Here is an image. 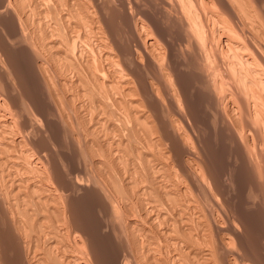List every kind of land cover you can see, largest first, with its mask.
Segmentation results:
<instances>
[{
    "label": "bare ground",
    "instance_id": "bare-ground-1",
    "mask_svg": "<svg viewBox=\"0 0 264 264\" xmlns=\"http://www.w3.org/2000/svg\"><path fill=\"white\" fill-rule=\"evenodd\" d=\"M1 1L2 3L0 4V7L2 8L0 10L5 9L6 12L10 9L9 11L11 13L12 8L9 7L12 0ZM24 1L26 0L18 1V3L20 2V7L17 8L18 10L15 7V9L17 10L15 11V13L17 12L19 16L21 15L18 12L21 10L20 8L24 10L23 4L21 7V2L24 3ZM97 1L98 0L91 1V3L93 2V4L88 2V0L61 1L63 5L68 6L64 9V11L62 10V12H59L57 6H54V8H57H52L53 10L50 9L51 7L49 8L50 4H52L53 2H49V6H47L46 4L47 7H43V5H41L42 7L34 6L32 7V10L33 8H40L38 10L40 11V14L42 16L39 19L40 24L44 23L45 26H47L46 28L50 29L49 36H51V39H42V35L46 28H43L44 30L42 34L40 32V37H42L41 42L42 40L44 42L46 40L48 41L45 43H47L48 48H51L49 49L50 54H52L51 52L53 51L54 56H52L56 57L54 59L64 61L66 60V62H70L72 65H76L79 57L85 59V66L88 70L85 71H87L88 73L82 70L85 72V76L82 78L83 81L82 79L80 80L82 82V85H80L83 86V92L85 93V96L88 95L91 97L92 108L94 107L96 109H94L93 113H97L96 118L91 117L89 119L90 121L92 118L97 119V124L105 130H101L98 125L97 126L99 128L97 127V129L106 131V133L108 131V133H110L107 134V136L111 135V138L107 141L108 137L106 136L107 139L106 137H102L103 135L101 133L100 140L103 141L106 139V145H98L100 143L98 142L96 143L98 145V148L95 149L96 144L95 146L91 147L92 143H94L93 141L91 145H89L90 150H88L87 146L86 147L87 150L90 151V154H93L92 156L94 157L92 158H94L95 160V152H98V154L103 157V159H101L102 157H98L101 160L98 159L96 168H101V166L104 165L113 166L116 164L114 162L115 160H118V164L119 162L122 163L123 161V168L127 167L125 169L126 177L128 175L127 183L123 182L126 186L124 184L122 185V182L120 184L118 183V181H122L123 176H119L120 179L118 180V178L116 179V176H118L117 174L113 177L115 178L114 182H112L113 180L111 181L113 186L111 187L116 192L118 191L116 190L117 188H121L120 194L124 192V198L129 194L132 195V193L133 195H137V203H131L130 205H128V211H130L129 214L133 216L126 217L127 219H124L125 221H122V225L119 224V217L116 213L117 206L112 201L114 200L113 196L111 195V198V196L109 195L110 199H112L110 200L109 197L105 194L107 192V187H105L106 192L104 193L105 195L103 196V198L105 199L108 207V214L106 216V220L108 221H106L107 224H104V226H102L105 227V225H108L111 230H107V232H109V234H107L109 237L108 243L103 244L99 240L98 236L94 234V229H91V222L89 223L91 226H88V221H86V219L78 212L80 208L79 203L76 202L77 200L74 199L73 195L71 194L72 192H70L74 189H69V187H66V185L69 184H65V179L63 177L61 178L60 176V174L64 173L66 168L65 166H63L64 171L62 173L60 172V168L62 167V164H64V162L57 165L55 162V166L50 164L52 163L51 160H54L55 157L57 158L58 156L57 148L56 150L53 149V151H51V159L49 158L50 156H41V147L44 145H42V143L44 142H40V144L39 142H37L39 141L38 137L37 141L33 139L34 137L32 138V134L35 132L34 130H36V127H32L33 123H36V125L34 126H37L38 124L43 130L45 129L47 122L53 123L51 128L54 127L55 131L51 130L53 131L52 138L50 137L52 135L48 134L47 132H45V135H48L49 138L44 137V133L43 135L40 133L44 137L40 138L41 136L39 134L40 139H48L45 142L46 144L50 142V138L51 140H54L53 138H55V140L59 138V141L56 140L59 142L57 144H63L66 138L64 139V137L61 136L62 133L64 131H68L72 127H68L69 129H67V122L64 121L63 116L61 115L62 107L60 108L59 104L57 105L60 96L56 95L52 90L54 88H52L54 84L50 83L52 86L50 85L51 87H48V82L50 81L51 77H49L48 73H45L46 67H44L43 61L41 60L42 57H40V52H43L42 50H45L42 49V46H44L45 44L43 42L44 45H42V43L40 42L42 45L40 47V45L36 43L38 42L37 38L34 43V37H32V35L29 33L30 31H33L29 30L32 28V26V29L35 28L34 25L28 28V20L26 19L29 18L33 12L29 13L28 8H25V5L27 4H24L25 11H27V14L29 13L30 16L28 15L29 17L25 19V15L24 17H22V15L20 17L16 16L12 19V22L9 21L11 24L7 25L5 24L6 21L4 22V19L7 20L10 18H7V16L6 18L4 17L7 12L4 14L2 11H0V13L2 12L0 16V93L2 94L3 92L2 96H5L4 98H1L0 94V264H109V262L107 263L106 259L108 256H111V254H114L115 256V258H113L112 256L113 259L117 258L116 264H220L222 260H229L228 263L222 261L223 264H246L251 258L253 259L255 257L256 259L257 255L261 256L260 254H256V251L247 250L246 246L240 241V233L242 231L239 230L240 228L235 227L238 224L235 221L234 222L236 223V225L229 224L227 225L228 227H225L224 225L221 226L220 223L222 222H220L219 224L217 223L216 225H214V227L212 224L208 223L209 220L207 221L206 225L203 223V218L206 220V215L208 213H206V206L204 203L208 199V203L212 201V199L216 196L215 192H229L231 182H228V178L231 179L232 182H235L231 171L234 170L235 172L234 167L235 165L237 166V164L236 162L234 163L235 165L232 164L233 168L230 169L231 171L229 172L225 171V169H221L222 167H214V164L210 160L212 158H209L202 144L197 142L198 140H195V138L190 135V125L192 123V126L194 124H197L199 122V119L196 117V115L194 114L195 111L191 107V100H188V95L191 93V91L189 93L185 91L186 89L188 91L190 89V87L188 86V88H186V82L188 79L185 80L187 78L186 77L185 79H183L185 80V82H182V77L180 78V76L181 74H185L182 73V70L186 67L191 70L188 71L186 69L188 72H192V74H195L197 85L196 89L195 87L194 89L197 92L199 90L202 91V89H205V93H202V95L205 99L208 97L210 100V110H208L210 115L207 114V110L205 111L206 113L204 112L206 115H209L207 120L212 123L213 121H219V123L221 122V125H219L220 128L222 130L225 129L227 135L229 136V139L231 140V143H233L236 147L235 153L233 151L236 160H240L241 162H243V164L246 165L247 163L249 165V162H254L256 165L253 168L258 166L259 169H263L264 35H261L263 38L259 35L263 30L259 32V29L258 31L253 29L254 31H256V34L257 32H259L258 36L259 38H262H260L262 40V45L260 43L259 44L260 47L262 46L263 48L261 47L262 49H259L257 46V48L254 46V43L253 45L251 44L252 40L250 39L254 36L248 39L250 40L248 42L251 45L246 43L247 41L245 37H241L244 35H241V31L243 29L241 27V29L238 27L239 23L232 24L233 26L229 25L230 28L226 29V26L223 27L221 26L222 24L219 25L218 21H221V19H219L218 15L215 14V12L214 14L210 15V17L208 16L209 18L212 17L211 19L214 21V24L218 22V26H215L212 23L216 28L215 30L211 31L212 29H209L210 27L205 24L197 7L198 4L196 5V1H194L193 3L191 2L192 0H174L178 3L180 2L181 5L183 4V8L186 9L185 12L187 13L188 17L186 22H180V25H176L177 27L174 29L175 33L177 35L181 33L179 37L182 36V39L185 37L183 39V43L188 42L189 36L195 38V40L192 39V43H194L195 48L193 47L194 50L191 52V55H188L187 52L189 53V51H186L183 58H179V56H176L177 54L174 53L176 49L173 48V39L177 36L175 35V37L173 36L172 38L173 32L170 33V30L167 31V28L161 25V21L155 18V20H150L151 23L153 21L156 23L155 27H153V24H151L153 30L151 28L149 30V28L145 27L147 25L149 27V24L144 25L146 24L147 20L144 24L140 23V25L138 23H136L135 25L133 21L134 24L133 26H129L130 29L123 28V32L126 31V34L129 33V35H131L132 37V44L130 43L131 46L128 48L127 45L129 46V44L124 45L120 40L121 38H116V27H114L115 24H111L112 21L111 23L109 22V19H107V15L106 17L103 16V5L102 7H100L99 5H101L102 3ZM110 1L113 2L115 0ZM160 1L159 2L161 4L166 5V9L167 5H172V0ZM226 1H228L227 3H231L232 0H230V2L229 0ZM226 1L223 2L222 0L221 2L224 9L228 7ZM56 2L57 1H55L54 5H56ZM105 2H108V0H106ZM117 2L119 3V5L121 3V10L123 9L122 11L126 12V10L129 8L127 7V0H117ZM139 2L140 1L138 0L137 3ZM216 2L219 3V1ZM251 2L249 0L248 5L252 4ZM16 3L17 2L11 4V6H16ZM45 3L48 2L44 0V4ZM98 3L100 4L98 5ZM114 3L117 4L116 2ZM137 3L134 4L136 8ZM148 3L149 2L147 1V4ZM154 3L155 2H153V4ZM203 3L204 2H202V4ZM88 4H90L89 8L86 7ZM103 4L104 6L106 5L104 2ZM143 4L144 3H141V7H144ZM193 4L196 7H193ZM207 4L209 5L210 3L208 2ZM32 5L34 4H31V6ZM81 5L86 6L84 8L81 7ZM251 6L252 5H250L249 7ZM248 9L246 11H248ZM35 11L37 10H34V12ZM122 11L120 12L122 13ZM129 12L130 10L128 11V13ZM176 13L178 14V11H176ZM224 13L225 11H223V14ZM253 13L255 14V12ZM259 13L260 12H258V14H255V16L257 15L258 17L257 20H259V16H261L260 19L262 18V15H259ZM22 14H24V11ZM245 14L248 15L250 14V12L244 13L246 20L247 15ZM133 15L135 14L133 13ZM255 16L251 17L257 18ZM35 17L38 18L36 15ZM35 17H32L33 20L36 19ZM125 19H129V17L123 18V21ZM167 19L169 18L167 17ZM30 20L32 19L30 18L29 21ZM41 20H44V22H41ZM119 20H121V18H119ZM248 20L249 17L246 20V23H248ZM252 20H254L251 21L252 23L249 20V22L252 24V28L258 27L259 25L257 26L255 23V21L257 22V20ZM35 21L33 23H35ZM260 21L262 24L264 23L262 22V20ZM67 26L70 28L71 33H69L71 35L68 33V29L66 30ZM117 26L122 28V26H119V24ZM246 26L248 27V25ZM39 27L41 28V26ZM73 32L76 33L73 34ZM248 32L250 33V30ZM32 33H34V31ZM90 33L92 34V37L97 38V40L95 41L97 45H94L96 47L95 49L92 44V39H89L90 41H86L88 40V38L85 40L86 37L90 38ZM117 33L120 34V32ZM182 33H186L184 34L185 36L182 35ZM221 33L226 36V41H228L229 43H225L229 44L230 46L229 48H227V50L229 49V51H227L226 54L222 51L219 52V49L217 50V48L220 46L217 47L218 41H214L216 39V35H220ZM253 34L255 35V32ZM253 34L251 33V35ZM3 35H5V37L7 35V38H3ZM248 36L249 35H247V37ZM258 36L255 37L258 38ZM47 37L48 35L46 36V38ZM255 37L253 38L254 41L256 39ZM210 38L214 41L212 45L209 44ZM15 42H18L17 44L21 45L22 48L24 47L23 50L22 48L21 50L19 49V51H23V57H25V54L31 57L28 65H30L31 68H33V71L35 70L34 72L39 76V79L37 80L41 81L42 84H39L42 89V94H40L41 97L36 96V93L34 94V92L32 93L30 91L31 89L26 86L27 83L24 84V82L26 81L25 66L20 64V68L15 63V61L13 62V59L20 54L18 50L15 49V47H12V45L16 46L14 45L16 44ZM36 44L39 45L40 48H38ZM77 45H79V47H82H80L79 49ZM47 46L45 45L44 48H46ZM190 48L191 47H189L188 50ZM179 54L181 56V53ZM70 63H67V65H71ZM14 64H16V66L19 67L20 70ZM221 67L226 71V73L223 72L226 76H223L224 78L221 77L223 73L221 75L220 72V79L216 80L214 75H216V71L219 68L221 69ZM220 69L218 71H222ZM66 81L67 80L61 79L59 83L64 85ZM192 81V84L195 85L194 79ZM179 86L182 87L180 88V90L182 89V91L179 90ZM219 92H223L222 95H219ZM25 99H27V101ZM92 108L90 106V109ZM89 112L92 111L89 110ZM186 117L188 120L185 119ZM189 120L192 121L191 124ZM212 123H210V125ZM197 127H199V124H197ZM72 129V131L74 132V128ZM96 131L97 130H95L94 133ZM37 132L39 133V130ZM54 134H56L57 138ZM74 136L72 134L73 140H71L73 141V143H70L75 146V143L77 145L78 141H75ZM97 138L98 137H96V139ZM102 138L104 139L102 140ZM91 139L94 140L95 137ZM87 140L88 139H86V141ZM84 141L85 140H83V142ZM87 142H84V144ZM81 144L84 145L83 143ZM114 144L116 145L115 149ZM67 145L65 143L66 147H68ZM45 146L48 147V145ZM71 146L69 145V147ZM54 147H56V142ZM78 147L80 146H76V148ZM65 150L66 149H64L63 151L65 152ZM75 151L74 153H76ZM48 152H46V154ZM90 154H88V156ZM99 155H96V157ZM70 156H73L72 160L74 161L75 155ZM83 156L81 158L82 160ZM88 158V160L91 159L90 156ZM84 159L85 160L83 161H87L86 158ZM83 161H81L82 164L85 163ZM66 163L67 162H65V164ZM77 163L75 164L77 165ZM121 163L120 165H122ZM72 164L74 163H71L69 167V164H67V167L70 169ZM86 165L88 166V164ZM86 165L84 164V166L87 168ZM114 167L110 168L115 169ZM77 168L78 167L76 166L74 170H77ZM96 168H93V170ZM104 168L105 167H103V170ZM253 168H251L252 172ZM111 170L110 172H112ZM117 170H114L113 172L116 171L117 173ZM244 170H246V167ZM100 172L102 173V169ZM65 173H67V171ZM88 173L89 171L87 172V174ZM101 173H99L98 175L104 174ZM261 173L264 175V171L261 170L260 174ZM120 174L121 172L119 173V175ZM109 175L110 173L107 176L104 175V181L106 179V181L109 180ZM256 175L258 174L256 173ZM64 176L67 179L68 175L67 177L66 175ZM70 177H68L67 180H69ZM110 178L112 177L110 176ZM98 179H100V177ZM81 180L77 179V182L74 180V182L77 183V188V185L81 186ZM83 180H85V178H83ZM83 180L82 182H84ZM253 180L255 189L253 186L252 187L255 191L254 193L256 194L257 190L259 191L260 188L261 190L264 189V180L261 182L259 179L258 181V179L255 177V174L253 176ZM115 181L118 184V187ZM111 182L109 181V183ZM97 183L99 182L97 181ZM104 183L106 184V182ZM94 184L86 185L85 188H87V193H94ZM101 185L103 186V181ZM115 185L116 188H114ZM121 185L123 187H126V192L125 190L122 192L124 188H122ZM75 191H73L74 194H76ZM101 191L99 192L101 193ZM262 191H260V193ZM86 192L84 193L86 194ZM260 193L258 194L257 192L258 195H260ZM122 196L123 195H121V197ZM262 197L263 196L261 193V199H264V197ZM202 198H206V201L204 203L201 201ZM213 201L211 202V205ZM106 203L104 204L105 206ZM262 203H264V200L262 201ZM262 212L264 214V210H262ZM134 216L136 218H134ZM262 216L264 218V215ZM195 217L197 218V220H195ZM231 220L232 219H230V221ZM123 222H125V224H123ZM225 222L227 223V220ZM117 223L120 226L116 227ZM203 224L205 225V227ZM208 224L211 225H209V227L211 228H208V230L211 229L213 231L212 228H214L216 235L214 233V235H212L211 237L206 235L208 230L205 228H207ZM123 225L124 227H122ZM86 226L87 229L88 227L89 229L84 231V227ZM241 226H243V224ZM112 230L116 231L115 235H111L113 233L111 232ZM205 230H207V232H205ZM238 231H240V233ZM96 236L98 239L96 238ZM105 237L107 236H104V238ZM222 253H224L227 257L229 256V259L225 258L221 260ZM263 255L264 254H262V256ZM258 261H261V258Z\"/></svg>",
    "mask_w": 264,
    "mask_h": 264
},
{
    "label": "rangeland",
    "instance_id": "rangeland-1",
    "mask_svg": "<svg viewBox=\"0 0 264 264\" xmlns=\"http://www.w3.org/2000/svg\"><path fill=\"white\" fill-rule=\"evenodd\" d=\"M18 1L19 0H12L11 2H10V7L9 8H12V10H13V8H14V10H13V12H12V10H11V13H10V9L9 10H7L6 12H5V9L3 10H0V11H2L5 15H4V17L6 18V16H7V18H10V19H7L8 20V22H7V20L6 19H4V22L6 21V23L5 24H7V25H10L11 23L10 22H12V19L14 18V17H16V16H18V17H20L21 15H22V17H24V15H25V17H24V19L25 18H27V17H29L30 16V12L32 13L31 14V16L29 17V18H27L26 20H28V22H27V24L29 25V27L28 28H30L32 25H34V28L35 29H32L33 28V26H32V28L31 29H29V30H33L34 31V33H32L33 31H30L29 33L32 35V37H34V43H35V41L37 40L38 42H36L37 44H39L40 45V47L42 46V45H46L47 46V43H45V42H48L47 40L44 42L43 40H42V42H41V38L42 37H40V32H41V34L43 33V30L47 27V26H45V24L43 23H41L40 24V17H42L41 16V14H40V11H38L39 9L38 8H33V10H32V7H40L41 5H43V7H47V6H49L48 4H50L49 2H53V1H48V0H46L48 3H45L44 4V0H26V1H28V2H26V1H24V3H22L21 2V7H22V4H23V9L24 10H22V8H20L19 10L20 11H18L21 15L19 16V14L16 12L15 13V11H17L18 9L17 8H19L20 7V2L18 3ZM40 1V2H39ZM42 1H43V3H42ZM55 1H57L56 2V5H54L55 4ZM52 4H50V6H49V8L50 9H55V8H57L58 10H59V12H62V10L64 11V9L66 8V7H68V6H65V5H63L62 4V2L63 1H66V0H55ZM58 1H59V3H58ZM71 1H73V0H71ZM91 1H93V0H88V2H90L91 3ZM106 1V0H105ZM105 1H101V0H98L97 2H100V3H102L101 5H99L100 3H98V5L100 6V7H102V5H103V11H102V14H103V16H105L106 17V15H107V19H109V22L111 23V21H112V23L111 24H115L114 25V27H116L115 29V34H116V38L117 39H119V38H121L120 40L122 41V43L124 44V45H127V44H129V46L127 45V47L129 48L130 46H131V35H129V33H127L126 34V31H124L123 32V28L124 29H128L129 28V26H133V24L135 23V25H136V23H138L139 25H140V23H145V21H146V24H144V25H147V24H149V27H148V25L147 26H145V27H147V28H149V30H150V28L153 30V27H155L156 26V23L153 21L152 23L150 22V20L152 21V19H157V20H159V21H161L160 23H161V25L162 26H164V27H166L167 28V31H169L170 30V33L171 32H173V34H172V38H173V36L175 37V35L177 36V37H175V38H177V39H173L174 40V43H173V48L174 49H176L175 51H174V49H173V51H174V53L175 54H177L176 56H179V58H183V56H184V53L186 52V51H189V53L187 52V54L188 55H191V52L194 50V43H192L193 42V40L192 39H194L195 40V38L194 37H188V42L186 43H183V39L185 38L184 36V34H186V33H182V35H184L183 37V39H182V36L181 37H179V35L181 34V33H179V35H177L176 33H175V28L177 27L176 25H180V22H186V20L188 19V17H187V13L185 12L186 11V9L185 8H183L184 6H183V4L181 5L180 4V2L178 3V2H176V1H174V0H172V5H170V6H168L167 5V9H166V5H164V4H161L158 0H139L140 2L139 3H137V1L136 0H127V2H128V4H127V7H129L127 10H126V12L124 11H122L121 10V8H122V5H121V3H120V5H119V1L117 2V0H115V1H110V0H108V2H105ZM110 1V2H109ZM133 1V2H132ZM135 1H136V3H137V8L135 7V5L134 4H136L135 3ZM147 1L149 2L148 4H147ZM156 1H158V2H156ZM194 1H196V5L198 4V9H199V12H200V14H201V16H202V18H203V20H204V22H205V24H207V26L208 27H210L209 29H212L211 31H213V30H215V26H218V22H219V25H221V26H223V27H225L226 29L227 28H230V26L229 25H232V24H237V23H239L237 26L240 28H242L243 30L241 31V35H244V36H241V37H245V39H246V43H248V44H250L248 41H250V40H252L251 41V44L253 45V43H254V46L256 47H258L259 49H262L261 47H260V44L262 43V36L264 35V33H262V32H264V23L262 24L261 23V21L260 20H262V22H264V16H263V14H264V0H257L258 1V3H257V1L256 0H250V2L252 3V4H249L248 5V1L247 0H232L231 1V3H227L228 1H226V3L228 4V7H226L225 9H224V7L222 6L223 4L221 3L222 2V0H216V1H219V3H221V4H219L218 2H216L215 0H192L191 2H193L194 3ZM200 1V2H199ZM212 1H213V3H212ZM224 0H223V2H225ZM244 1V2H243ZM254 1H256V2H254ZM15 2H17L16 3V6L15 5H13V6H11V4H14ZM26 2V3H25ZM32 2V3H31ZM37 2H39V3H37ZM103 2L106 4L105 6H104V4H103ZM114 2H116L117 4H118V6H117V4H115ZM153 2H155L154 4H155V6H154V4H153ZM174 2H176V3H174ZM198 2V3H197ZM202 2H204L203 4H202ZM209 2L210 4L208 5L207 3ZM214 2H215V5H214ZM229 2H230V0H229ZM2 3V1L0 0V4ZM30 3V4H29ZM61 3V4H60ZM94 3H95V1H94ZM114 3V4H113ZM141 3H144L143 4V6L144 7H141L142 5H141ZM173 3H174V5H173ZM181 3H182V1H181ZM202 5H201V4ZM234 3V4H233ZM243 3H244V6H243ZM254 3V4H253ZM255 3H256V6H255ZM24 4H27V5H25V8H28V14H27V11H25V8H24ZM31 4H34V5H32L31 6ZM46 4H47V6H46ZM58 4H59V6H58ZM91 4H93V2L91 3ZM108 4V5H107ZM113 4V5H112ZM134 5V6H132V5ZM139 4V5H138ZM147 6H146V5ZM178 4V5H177ZM199 4H200V6H199ZM219 4V5H221V6H219L218 5V7H217V5ZM18 5V6H17ZM38 5V6H37ZM61 5V6H60ZM111 7H110V6ZM150 5V6H149ZM180 5V6H179ZM194 5V4H193ZM230 5H231V7H230ZM250 5H252L251 7H249ZM253 5H254V7H253ZM260 5V6H259ZM1 6V5H0ZM53 6V7H52ZM54 6H57V7H55L54 8ZM86 6V5H85ZM85 6L84 5H81V7H84L85 8ZM89 6H90V4H88L86 7H88L89 8ZM115 6V7H114ZM117 6V7H116ZM130 6H132V7H130ZM140 6V7H139ZM146 6V7H145ZM192 6V5H191ZM201 6H203V7H201ZM206 6H208V7H205ZM213 6V7H212ZM214 6H216V7H214ZM234 6V7H233ZM15 7H16V9H15ZM30 7V8H29ZM42 7V6H41ZM139 7V8H138ZM160 7V8H159ZM171 7V8H170ZM175 7V8H174ZM193 7H196L195 5L193 6ZM200 7H201V9H200ZM210 7V8H209ZM221 7V8H220ZM239 7V8H238ZM242 7H243V9H245V8H249L248 9V11H246L247 9H245V10H243L242 9ZM245 7V8H244ZM2 7H0V9H1ZM111 8V9H110ZM180 8V9H179ZM182 8V9H181ZM224 10H223V9ZM229 8V9H228ZM241 8V9H240ZM251 8V9H250ZM32 11H31V10ZM52 9V10H53ZM148 9V10H147ZM159 9V10H158ZM171 9V10H170ZM176 9V10H175ZM212 10V12H211V10ZM234 9V10H233ZM254 9V10H253ZM256 9V10H255ZM262 9V10H261ZM34 10H37V11H35L34 12ZM115 10V11H114ZM117 10V11H116ZM130 10V12L129 13H131V14H129L128 13V11ZM137 10H139L140 11V13H142V14H140L139 13V11H137ZM146 10H147V12H146ZM167 10V11H166ZM170 10V11H169ZM181 10V11H180ZM203 10V11H202ZM243 10V11H242ZM250 10H252V11H250ZM22 11V12H21ZM23 11H24V14H22L23 13ZM120 11H122V13L120 12ZM142 11V12H141ZM162 11V12H161ZM176 11H178V14L176 13ZM180 11V12H179ZM206 11V12H205ZM209 11V12H208ZM223 11H225V13L223 14ZM250 12V14H245V15H247L246 16V18L248 19V17H249V20H250V22L251 21H254V20H252V19H255V20H257L258 19V17H257V15L255 16V14H258V12H260L259 13V15H262V18L260 19V17L261 16H259V20H257V22L255 21V23H256V25L258 26V27H256V28H252V22L250 23L249 22V20H248V23H246L247 21V19L245 20V16H244V13H246V12ZM1 12V13H2ZM36 12H38V13H36ZM109 12V13H108ZM122 14H120V13ZM160 12V13H159ZM175 12V13H174ZM204 14H203V13ZM207 12H208V14H207ZM216 12V13H215ZM228 12V13H227ZM253 12H255V14L253 13ZM262 12V13H261ZM1 13H0V16H1ZM9 13V14H8ZM14 13V14H13ZM34 13H36V14H34ZM127 13V14H126ZM133 13L135 14V15H133ZM137 13H139V14H137ZM183 13V14H182ZM217 14L218 15V17H219V19H221V21L223 22H221V21H218L216 24H214V21L211 19V18H209L210 17V15H212V14ZM240 13V14H239ZM252 13V14H251ZM11 14V15H10ZM17 14V15H16ZM113 14V15H112ZM120 14V15H119ZM137 14V15H136ZM145 14V15H144ZM158 14H160V15H158ZM161 14H163V15H161ZM167 14V15H166ZM171 14V15H170ZM185 14V15H184ZM254 14V15H253ZM15 15V16H14ZM29 15V16H28ZM35 17V15L38 17V18H36V19H34L33 20V16ZM38 15H40V16H38ZM126 15V16H125ZM165 15V16H164ZM169 15V16H168ZM181 15V16H180ZM183 15V16H182ZM225 15H228V16H225ZM236 15V16H235ZM250 15V16H249ZM53 16V15H52ZM122 16H123V18H128L129 17V19H125L124 21H123V18H122ZM132 16V17H131ZM135 16V17H134ZM151 16H152V18H151ZM155 16V17H154ZM163 16V17H162ZM175 16V17H174ZM204 16V17H203ZM209 16V17H208ZM221 16V17H220ZM230 16H232V17H230ZM235 16V17H234ZM239 16V17H238ZM244 16V17H243ZM251 16H255V17H257V18H253V17H251ZM12 17V18H11ZM111 17V18H110ZM112 17H113V19H112ZM158 17H161V18H158ZM167 17L169 18V19H167ZM173 17V18H172ZM179 17V18H178ZM182 17V18H181ZM184 17H185V19H184ZM230 17V18H229ZM237 17V18H236ZM250 17H251V19H250ZM32 19V20H30L29 21V19ZM117 18H118V20H117ZM119 18H121V20H122V23H121V20H119ZM147 18V19H146ZM176 20H175V19ZM235 18V19H234ZM42 19V18H41ZM131 19V20H130ZM154 19V20H155ZM161 19V20H160ZM167 19V20H166ZM171 19V20H170ZM172 19H174V20H172ZM227 19V20H226ZM36 20V21H35ZM39 20V21H38ZM116 22H115V21ZM128 20V21H127ZM129 20H130V23H129ZM164 22H163V21ZM169 20V21H168ZM229 20V21H228ZM237 20H239V21H237ZM10 21V22H9ZM35 21V23H33ZM44 22V20H41V22ZM119 21H120V23H119ZM127 21V22H126ZM132 21V22H131ZM133 21H134V23H133ZM136 21V22H135ZM167 21V22H166ZM171 21H172V23H171ZM173 21H174V24H173ZM177 21V22H176ZM208 21H209V23H208ZM37 22V23H36ZM39 22V23H38ZM115 22V23H114ZM118 22V23H117ZM123 22H126V23H123ZM232 22H234V23H232ZM31 23V24H30ZM33 23V24H32ZM154 23H155V25H154ZM159 23V24H160ZM163 23V24H162ZM164 23H166V24H164ZM215 25H213V24ZM241 23V24H240ZM243 23V24H242ZM36 24V25H35ZM38 24H40V25H38ZM119 24V26H122V28L121 27H118L117 25ZM121 24V25H120ZM124 26H123V25ZM130 24V25H129ZM132 24V25H131ZM137 24V25H138ZM151 24H153V27H152V25ZM262 24V25H261ZM27 25V26H28ZM37 25H38V27H37ZM125 25H126V27H125ZM166 25V26H165ZM228 25V26H227ZM246 25H248V27L246 26ZM249 25H250V27H249ZM261 25V26H260ZM39 26H41V28L39 27ZM44 26V27H43ZM151 26V27H150ZM168 26V27H167ZM175 26V27H174ZM233 26V25H232ZM231 26V27H232ZM10 27V26H9ZM118 27V28H117ZM213 27V28H212ZM247 27V28H246ZM44 28V29H43ZM240 28V29H241ZM47 29V28H46ZM45 29V30H46ZM68 29V33L70 32V28L67 26L66 27V30ZM119 29V30H118ZM121 29H122V33H121ZM130 29V28H129ZM248 29V30H247ZM256 30V31H258V29L260 30L259 32H261L262 30V32L259 34L261 37V39L259 38V36H258V33L259 32H257V34H256V31H254V30ZM45 30H44V33H43V38L42 39H51L50 37L51 36H49L50 35V29L48 28L47 30H46V32H45ZM177 30V29H176ZM247 30V31H246ZM250 30V33L248 32ZM252 30V31H251ZM39 31V32H38ZM48 31V32H47ZM255 32V35L253 34L254 32ZM117 32H120V34L119 33H117ZM244 32V33H243ZM39 33V34H38ZM49 33V34H48ZM71 33V32H70ZM69 33V34H70ZM74 33H76V32H73V34ZM126 35H125V34ZM248 33V34H247ZM251 33L253 34V35H251ZM48 35V37L46 38V36ZM119 34V35H118ZM121 34H123V35H121ZM34 35V36H33ZM37 37H36V36ZM45 35V36H44ZM71 35V34H70ZM121 35V36H120ZM222 37H221V36ZM220 35H216V39L214 40V41H218L217 42V47L218 46H220V47H218L217 48V50L220 52V51H222V52H224L225 54L227 53V51H229V49L227 50V48H229L230 46H229V44H226L228 41H226V36L224 35V34H220ZM247 35H249L248 37H247ZM252 36H258V38L257 37H255L256 39H255V41H254V37H252ZM92 34L90 33V38L89 37H86L85 38V40L88 38V40H86V41H90L89 39H92V44H93V46L94 45H97L96 43H95V41L97 40V38L96 37H92ZM119 37V38H118ZM125 37V38H124ZM220 37V38H219ZM252 37V38H251ZM3 38H7V35H6V37H5V35H3ZM37 38V39H36ZM130 38V39H129ZM180 38V39H179ZM251 38V39H250ZM248 39H250V40H248ZM259 42H258V41ZM130 41V42H129ZM182 41V42H181ZM211 38H210V42H209V44L210 45H212V43L214 42ZM263 41H264V38H263ZM42 43V45H41V43ZM43 42H44V44H43ZM195 42V41H194ZM216 42H215V44H216ZM226 42V43H225ZM16 44H14V45H16V46H13L12 45V47L14 48L15 47V49H17L18 50V52L21 54H19V56H17L16 58H14L13 59V62L15 61V63L21 68V65L20 64H22V65H24L25 66V70H26V73H25V75H26V81L24 82V84H26L27 83V87L29 88V89H31L30 91L33 93L34 92V94L36 95V96H39V97H41L40 96V94H42V92H41V86L40 85H42L41 84V81H39V80H37V79H39L38 77V74H36L34 71H33V68H31V66L30 65H28L29 64V61L31 60L30 58L31 57H29L28 55H24L25 57H23V51H19V49L21 50V48H22V46L21 45H19V44H17L18 42H15ZM131 43V44H130ZM196 43V42H195ZM229 43V42H228ZM260 43V44H259ZM36 44V46L38 47V48H40L39 47V45H37ZM81 44V43H80ZM84 44V43H83ZM182 46H181V45ZM188 44V45H187ZM214 44V45H215ZM250 44V45H251ZM45 45L44 46H42V49H45V50H42L43 52H40L41 53V55H40V57H42L41 58V60L43 61V64H44V67H46L45 68V73L47 74L48 73V75H49V77H51V79H50V81L48 82L49 83V85H48V87L51 85L50 83H52V84H54L53 86H52V90H53V92L56 94V95H59L60 96V98H59V101H58V103H57V105L59 104V106H60V108H61V112H62V116H63V119H64V121H66L67 122V124H66V126H67V129H69L70 127H72V128H74V132L76 131L77 132V134H76V132L74 133L72 130V128H70L69 130L71 131H64L63 133H62V137H64V139L66 140H64V142H63V144L62 143H60V144H57V143H59L58 141L60 140L59 138L58 139H56V140H58V141H56L55 140V138H53L54 140H51V138L53 137V135H52V133H53V131H55V129H54V127L53 128H51L52 127V125H53V123H49V122H47L46 123V127H45V129H46V131H45V129L43 130V129H41L40 128V126L37 124V126H34V125H36V123H33V128H35L36 130H34L35 132L32 134V138L35 140V141H37L38 139H39V141H37V142H44V143H42V147H43V150H42V147H41V156H44V155H46V156H50V153H51V151H53V149H55L56 150V148H57V158L55 157V159L54 160H51V162L52 163H54V164H52V163H50L51 165H54L55 166V162H56V165L57 164H61V163H63L64 162V164H65V162H67L65 165L64 164H62V169L60 168V172L62 173L63 171H64V167L63 166H65L66 168H65V171H64V173L63 174H60V176H61V178L63 177L64 179V181H65V184H71L70 186L69 185H66V187H69V189L70 188H73V189H71V190H73V191H75V193L77 194H74L73 193V191H70V192H72L71 194L73 195V197H74V199L75 200H77L76 202H78L79 203V213H80V215H82L85 219H86V221H88V224L91 222V224H92V226L89 224L88 226H91V229H94V234H96L97 236H98V238H99V240L103 243V244H105V243H108V241H109V237H108V235L107 234H109V232H107V230H111L110 229V227H108V225L106 226L105 225V227H103L104 226V224H107L106 223V221H108V220H106V216H107V203H106V201H105V199L103 198V196L106 194L108 197H109V195L111 196H113V199L114 200H112V199H110V197H109V199L110 200H112L113 202H114V204H116V206H117V211H116V213H117V215H118V217H119V221H120V225H122V221H125L127 218L126 217H128V216H130V217H132L133 215H131V214H129V212L130 211H128V205H130L131 203H137V195H133V193H132V195H130V197H132V198H130L129 197V195H127V193H126V195L129 197H125L124 198V190L126 189V185L124 184V183H127V179H128V175H127V177H126V171H125V169L127 168V167H125V168H123L124 167V164H123V161H122V163L121 162H119V164L117 163L118 162V160H115L114 162L116 163L115 165H104V166H101V168H100V171H101V169H102V173L99 171V168H96L97 166V161H98V157H102L101 155H99L98 154V152L96 153L95 152V158H96V160L94 159V158H92V157H94V156H92L93 154H90V151H88V150H90V147H89V145H91V143L94 141V143H92V145H91V147L92 146H95V144L96 143H98V142H100L98 145H103V144H105L106 145V142L111 138L110 136L111 135H109V136H107V134H109L108 133V131H107V133H106V131H101V130H105V129H103L102 127H100L98 124H97V119H95L96 118V115H97V113L95 112V113H93L94 112V107L92 108V104H91V97L90 96H88V95H86L85 96V93L83 92V86H81L82 85V82L80 81L84 76H85V72L86 73H88L87 71V67L85 66V59H83V58H81V57H79L78 58V61L76 62V65H72L70 62H66V60L64 61V60H56V59H54V58H56V57H53L54 55H53V51L51 52L52 54H50V50L49 49H51L50 47L48 48V46L46 47V48H44L45 47ZM178 47H177V46ZM181 47H180V46ZM259 45V46H258ZM262 45V44H261ZM263 45H264V42H263ZM92 46V47H93ZM175 46V47H174ZM223 46V47H222ZM77 47L80 49V47H82V46H80L79 47V45H77ZM91 47V48H92ZM189 47H191L189 50H188V48ZM194 47V48H193ZM256 47V48H257ZM48 48V49H47ZM96 47L94 46V49H95ZM24 49V47L22 48V50ZM187 49V50H186ZM223 49V50H222ZM49 50V51H48ZM78 50V49H77ZM178 50V51H177ZM191 50V51H190ZM40 51H41V49H40ZM44 51H45V53H44ZM46 51H48V52H46ZM179 53H181V56H180V54ZM183 54V55H182ZM43 55V56H42ZM53 55V56H52ZM52 57V58H51ZM17 61H16V60ZM53 59V60H52ZM26 60V61H25ZM21 61V62H20ZM24 61V62H23ZM45 61V62H44ZM50 61V62H49ZM52 61V62H51ZM61 61H63V62H61ZM60 62H61V64H60ZM80 62H82V63H80ZM58 63V64H57ZM66 63V64H65ZM67 63H70L71 65H67ZM79 63V64H78ZM16 64H14L15 66H16ZM84 64V65H83ZM54 65V66H53ZM49 66V67H48ZM57 66V67H56ZM71 66V67H70ZM17 67V66H16ZM19 67H17L19 70H20V68ZM54 67V68H53ZM73 67V68H72ZM85 67H86V69H85ZM58 68V69H57ZM61 68V69H60ZM75 68H77V69H75ZM48 69V70H47ZM188 71H191L188 67H186V68H183V72L182 73H185V74H181V76H180V78L182 77V82H185V80H187V85H186V88H188V87H190V89H189V91L186 89H184L185 91H187L188 93L191 91V93L188 95V100L190 101V103H191V107L194 109V114L196 115V117L199 119V122L197 123V124H199V127H197V124H194L193 126H192V121H190V127H189V132L191 133L190 135H192V137L193 138H195V140L197 139L198 141L197 142H199L200 144H202V146L204 147V149L206 150V153H207V155L209 156V158H212V159H210L211 161H212V163L214 164L213 166L214 167H216V168H219V167H222L221 169H225V171H227V172H229V171H231L230 169H232L233 168V165L232 164H234L235 162H236V164H237V166L235 165V167H234V169H235V172H234V170H232L231 172H232V174H233V177H234V181L235 182H232L231 181V179H229L228 178V182H231V186H230V190H229V192L227 193V192H221V193H219V192H215V198H213V197H211V198H213L212 199V201H213V203H212V205H211V202L212 201H210L209 203H208V200L206 201V198L204 199V198H202L201 199V201L204 203L205 201V206H206V213H207V215H206V220L203 218V223L206 225L207 224V221H208V223H210V224H212L213 225V227H214V225H216L217 223L219 224L220 222H222V223H220V225L221 226H225V227H228L227 225H229V224H235L236 225V223H238L237 224V226H235V227H238V228H240L239 230H241L242 232L240 233V231H238L241 235H240V241L246 246V249L247 250H249V251H256V254H260L261 256H259V255H257L256 256V259H255V257L252 259H250L249 261H248V263H246V264H264V255L262 256V254H264V218H263V216L262 215H264L263 214V212H262V210H264V203H262V201L264 200V199H261V193H262V196L264 197V189H262L261 190V188H260V190L258 191L257 190V192H258V194L260 193V191H262L261 193H260V195H258L257 194V192H256V194H257V196H256V194L254 193L255 191L253 190V187H254V183H253V176H254V174H255V177L258 179V181H259V179H260V181L262 182L263 180H264V175L262 174H260V172H261V170L262 171H264V168L262 169H259L258 168V166H256L255 168H253L256 164L254 163V162H252V163H250L249 162V165H248V163H247V165L246 164H243V162H241L240 160H236V158H235V155L233 154V151H234V153H235V151H236V147H235V145L233 144V143H231V140L229 139V136L227 135V132L225 131V129H221L220 128V126L219 125H221L220 123H219V121L218 122H216V121H213V123L214 124H218V125H214L212 122H210L209 120H207V118L209 117V111L208 110H210L209 109V105H210V103H209V98L207 97L206 99L204 98V96L202 95V93H205V89H202V91H204V92H202V91H200V93H199V91L197 92L195 89H196V85H197V83H196V76H195V74H192V72H188ZM217 69V68H216ZM220 69V68H219ZM218 69V70H219ZM59 70V71H58ZM82 70H87V71H82ZM185 70V71H184ZM217 70V71H218ZM220 70H222V71H218V73H219V75H218V73H217V71H216V75H217V77H216V75H214L215 76V78H216V80L218 79H220V76L222 75V73L223 72H225L226 73V71L225 70H223V68L221 67V69ZM46 71H48V72H46ZM60 72V73H59ZM79 72H80V74H79ZM84 72V73H83ZM143 72V71H142ZM220 72H221V75H220ZM144 73V72H143ZM190 73V74H189ZM225 73H223V75L221 76V77H223V76H226V75H224ZM35 74H36V76H35ZM82 74V75H81ZM192 75V76H191ZM189 76H190V80H189ZM53 77V78H52ZM187 77V78H186ZM193 77V78H192ZM195 77V78H194ZM219 77V78H218ZM186 78V79H185ZM224 78V77H223ZM61 79H63V80H67L66 81V85L64 86L63 84H60L59 82H60V80ZM183 79H185V80H183ZM194 79V83H195V85L194 84H192L193 83V80ZM75 81V82H74ZM82 81H83V79H82ZM38 82H40V83H38ZM188 82H189V85H188ZM59 83V84H58ZM40 84V85H39ZM81 84V85H80ZM192 84V85H191ZM185 85V84H184ZM50 86V87H51ZM64 86V87H63ZM78 86H81V87H78ZM188 86V87H187ZM72 87V88H71ZM193 87V88H192ZM194 87H195V89H194ZM74 88V89H73ZM179 88V90H180V88H182V87H178ZM191 88H192V90H194V91H192L191 90ZM39 89V90H38ZM62 89V90H61ZM60 90V91H59ZM78 90V91H77ZM68 91V92H67ZM81 91V92H80ZM180 91H182V89L180 90ZM80 92V93H79ZM84 94H83V93ZM223 93V92H222ZM222 93L221 92H219L218 94L219 95H222ZM1 94V93H0ZM2 94H3V92H2ZM2 94H1V98H4L5 96L3 95L2 96ZM38 94V95H37ZM84 95V96H83ZM202 95V96H201ZM33 96V95H32ZM75 97V98H74ZM86 97V98H85ZM89 97H90V99H89ZM203 98H204V100H203ZM63 99V100H62ZM89 99V100H88ZM208 99V100H207ZM26 101H27V99H25ZM71 100V101H70ZM207 100V101H206ZM85 102V103H84ZM86 106H89V107H86ZM90 106H91V108L93 109H90ZM81 107V108H80ZM195 107V108H194ZM204 107V108H203ZM207 107V108H206ZM206 108V109H205ZM79 109V110H78ZM88 109V110H87ZM89 110L90 111H92V112H89ZM96 110V109H95ZM208 111V113L207 114H209V115H206L205 113V111ZM87 113H86V112ZM205 112V113H204ZM90 113V114H89ZM66 115V116H65ZM70 115V116H69ZM206 115V116H205ZM69 117V118H68ZM71 117V118H70ZM75 117V118H74ZM88 117V118H87ZM91 117H95L94 119L96 120V122H95V120L93 119H91V121H90V119L89 118H91ZM189 118V117H188ZM65 119H69V120H65ZM185 119H187V117L185 118ZM190 119V118H189ZM75 120V121H74ZM188 120V119H187ZM207 120V121H206ZM80 121V122H79ZM70 122H72V123H70ZM94 122V123H93ZM188 122V121H187ZM90 123V124H89ZM210 123H212L211 125H210ZM51 124V125H50ZM69 124H73L72 126L71 125H69ZM95 125V126H94ZM101 128V130L100 129H97V127L98 126ZM39 126V127H38ZM50 126V127H49ZM86 128H85V127ZM94 128H93V127ZM191 126H192V128H191ZM195 126V127H194ZM218 126V127H217ZM69 127V128H68ZM96 127V128H95ZM98 127V128H99ZM39 128V129H38ZM93 128V129H92ZM201 128V129H200ZM42 130V132H41V130ZM97 130L95 133H94V131L95 130ZM191 129H192V132H193V134H192V132H191ZM39 130V133L37 132ZM51 130H53V131H51ZM93 130V131H92ZM44 131V132H43ZM90 131V132H89ZM45 132H47L48 134H51L52 136H50L51 138H50V142H48V144H46L45 142H46V140H48V139H40V138H44V137H47V138H49V136L48 135H45ZM68 132H69V134H68ZM106 133V135H105V133ZM38 133V134H37ZM43 135V133H44V137L41 135V134ZM93 133V134H92ZM101 133H102V137H108V139H107V137H106V139H107V141H105V140H103L104 138H102V140L103 141H101L100 139H101ZM38 135V136H36V135ZM39 134H40V136H39ZM65 134V135H64ZM72 134H73V136H74V139H75V141H78V143H77V145H76V143H75V146L73 145V144H71V143H73V137H72ZM112 134V133H111ZM55 135V137H56V134H54ZM69 135V136H68ZM105 135V136H104ZM65 136H68V137H65ZM215 136V137H214ZM35 137H36V139H35ZM37 137H38V139H37ZM40 137V138H39ZM70 137V138H69ZM76 137V138H75ZM80 137V138H79ZM93 137H95V139L93 140V139H91V138H93ZM96 137H98L97 139H96ZM57 138V137H56ZM68 138V139H67ZM78 138V139H77ZM72 139V140H71ZM86 139H88L87 141H86ZM41 140H43V141H41ZM71 140V141H70ZM81 140V141H80ZM83 140H85L84 142H87V143H85V144H87V145H85L84 144V142H83ZM222 142H221V141ZM51 141H53V142H51ZM91 141V142H90ZM55 142H56V147H54L55 146ZM69 144H68V143ZM71 142V143H70ZM83 143L84 145H82L81 143ZM90 142V143H89ZM104 142V143H103ZM51 143V144H50ZM53 143H54V145H53ZM65 143H66V145L69 147V145L72 147H66L65 146ZM41 144V143H40ZM79 144V145H78ZM232 146H231V145ZM45 145H48V147H46ZM81 145H82V147H81ZM97 144H96V146H95V149H97L98 146ZM52 148H51V147ZM61 146V147H60ZM62 146H63V148H62ZM76 146H80V147H78V148H76ZM88 147V150H87V147ZM114 149L116 148V145L114 144ZM201 146V145H200ZM229 146V147H228ZM50 147V148H49ZM60 147V148H59ZM74 147H75V150H77V151H75L74 150ZM85 147V148H84ZM105 147V146H104ZM224 147H226V148H224ZM71 148V149H70ZM80 148V149H79ZM233 148V149H232ZM51 149V150H50ZM61 151H60V150ZM64 149H66L65 150V152L63 151ZM73 149V150H72ZM82 149V150H81ZM47 150V151H46ZM45 152V153H43V152ZM49 151V152H48ZM60 151V152H59ZM67 151V152H66ZM70 151V152H69ZM72 151V152H71ZM74 151L76 152V153H74ZM82 151V152H81ZM84 151V152H83ZM87 152V154H86V152ZM46 152H48L47 154H46ZM69 152V153H68ZM80 152V153H79ZM121 152V151H120ZM119 152V153H120ZM63 154V155H61V154ZM72 153H74V154H72ZM66 154V155H65ZM78 154H80V155H78ZM85 154V155H84ZM88 154H90L89 156L91 157V159L90 160H88L89 158V156H88ZM61 157H60V156ZM70 155H75L76 156V158L78 159V156H79V159L77 160L76 158H75V156H74V161L72 160L73 159V156H70ZM78 155V156H77ZM84 155V156H83ZM96 155H99V156H97L96 157ZM82 156H83V160H85L84 158H86L87 159V161H83L81 158H82ZM86 156V157H85ZM88 156V157H87ZM212 156V157H211ZM50 159H51V156L49 157ZM61 158V159H60ZM66 158V159H65ZM113 158V157H112ZM101 159H103V157L101 158ZM101 159H99V160H101ZM67 160H69V161H67ZM71 160V161H70ZM94 160V161H93ZM236 160V161H235ZM77 161H78V163H77ZM81 161H83V162H85L84 164L86 165V164H88V166H87V168L84 166V164H82V162ZM69 162V163H68ZM80 162V163H79ZM44 163V162H43ZM71 163H77V165L75 164H72L71 165V167H70V169L68 168L69 166H70V164ZM92 163V164H91ZM120 163L122 164V165H120ZM231 163V164H230ZM246 163V162H245ZM254 163V164H253ZM45 164V163H44ZM67 164H69L68 165V167H67ZM82 164V165H81ZM243 164V165H242ZM79 165V166H78ZM93 165V166H92ZM120 165V166H119ZM253 165V166H252ZM264 165V164H263ZM73 166V167H72ZM76 166L78 167L77 168V170H74V168H76ZM99 166V165H98ZM115 166V167H114ZM118 166H119V169H118ZM79 167H81V168H79ZM96 168V169H94L93 170V168ZM103 167H105L104 168V170H103ZM108 167V168H107ZM110 167H114L115 169H112V168H110ZM231 167V168H230ZM245 167H246V170H244L245 169ZM68 168V169H67ZM106 168H107V170L109 171V173H110V175L108 176V178H109V180L108 181H104V177L105 176H107L109 173H108V171L106 170ZM110 168V169H109ZM251 168H253V172H254V170H255V172H254V174H253V172H252V169ZM112 169V170H111ZM119 170V173L121 172V174L123 173V174H125V175H119V173H118V170ZM122 169V170H121ZM129 169V168H128ZM248 169V170H247ZM80 170H82V171H80ZM85 170H86V172H85ZM89 171V173L87 174V172ZM110 170L112 171V172H110ZM114 170H117V173H116V171L115 172H113ZM257 170V171H256ZM67 171V173H65ZM69 171V172H68ZM80 171V172H79ZM71 172V173H70ZM91 172V173H90ZM93 172V173H92ZM94 172H97V173H94ZM106 172V173H105ZM99 173H101V174H103V175H98ZM113 173V174H112ZM116 173V174H115ZM256 173L258 174V175H256ZM71 174V175H70ZM92 174V175H91ZM98 176H97V175ZM113 176H112V175ZM115 174V175H114ZM118 174V176H116ZM235 174V175H234ZM64 175H66V177H67V175H68V177H70L69 178V180H67L68 179V177H67V179L65 178V176ZM74 175H75V179H74ZM80 175H83V176H80ZM85 175V176H84ZM94 175H95V177H94ZM105 175V176H104ZM227 175H229V174H227ZM76 176H78V177H76ZM103 176V177H102ZM110 176L112 177V178H110ZM114 176H116V179L118 178V180L120 179V177H125V178H123L122 177V181L120 180V181H118V183L120 184L121 182V184L123 185H125L124 187L122 186V188H124L123 190H122V194H120V191H121V188H117L116 190H118L119 191V193H118V191L116 192L112 187V182H114V180H115V178H113ZM120 176V177H119ZM236 176H237V178H236ZM85 178V180H83V178ZM88 177V178H87ZM94 177V178H93ZM100 177V179L103 181V186L101 185L102 184V181L100 180V179H98ZM225 177H226V175H225ZM73 180H72V179ZM91 178V179H90ZM95 178H96V181H95ZM77 179H82L84 182H82V180H81V186L80 185H77L78 186V188L76 187V180ZM93 179V180H92ZM70 180H72V181H70ZM74 180L76 181V182H74ZM87 180H89V181H87ZM113 180V181H112ZM126 182H125V181ZM227 180V179H226ZM230 180V181H229ZM70 181V182H69ZM97 181L99 182V183H97ZM109 181L111 182V183H109ZM104 182H106V184L104 183ZM124 182V183H123ZM248 182V183H247ZM83 183H84V186H83ZM95 183V184H94ZM101 183V184H100ZM115 183H116V181H115ZM236 183V184H235ZM80 184V183H79ZM91 184H94V193H92V192H86V189L87 188H85L86 187V185H91ZM98 184V185H97ZM105 184V185H104ZM109 184V185H108ZM114 184V183H113ZM117 184V183H116ZM252 184V185H251ZM73 185V186H72ZM112 186V187H111ZM120 186V185H119ZM253 186V187H252ZM75 187V188H74ZM84 187V188H83ZM101 187V188H100ZM105 187H107V192L105 191L106 190V188ZM111 187V188H110ZM117 187H118V184H117ZM77 188V189H76ZM98 188V189H97ZM110 188V189H109ZM114 188H116V185L114 186ZM78 189H79V192H78ZM83 189V190H82ZM102 191H101V190ZM103 189H104V191H103ZM254 189H255V187H254ZM111 191V193H110V191ZM252 190V191H251ZM97 191V192H96ZM99 191H101V193L99 192ZM84 192H86V194L84 193ZM106 192V193H105ZM116 192V193H115ZM125 192H126V190H125ZM105 193V194H104ZM108 193V194H107ZM219 193V194H218ZM227 193V194H226ZM99 195H101V196H99ZM121 195H123L122 197H121ZM112 196H111V198H112ZM120 196V197H119ZM134 196V197H133ZM115 197V198H114ZM225 197V198H224ZM260 197V198H259ZM262 197V198H263ZM85 198V199H84ZM123 198V199H122ZM211 198H210V200H211ZM99 199V200H98ZM104 199V200H103ZM115 199H116V202H115ZM217 200V201H216ZM262 200V201H261ZM129 201V202H128ZM132 201V202H131ZM104 202V203H103ZM106 203V206L104 205ZM209 205H208V204ZM215 203V204H214ZM220 203V204H219ZM219 204V205H218ZM216 205V206H215ZM115 206V207H116ZM212 206V207H211ZM227 206V207H226ZM207 207H209V208H207ZM219 209H218V208ZM221 207V208H220ZM127 208V209H126ZM228 208V209H227ZM211 209V210H210ZM209 210V211H208ZM223 211H225V212H223ZM132 213V212H131ZM228 213V214H227ZM106 214V215H105ZM210 214V215H209ZM228 215V216H227ZM260 218H259V217ZM90 217V218H89ZM93 217V218H92ZM224 217H225V219H224ZM227 217H228V219H227ZM230 217H232V218H230ZM134 218H136L135 216H134ZM92 219V220H91ZM125 219V220H124ZM212 219V220H211ZM223 219V220H222ZM230 219H232L231 221H232V223H231V221H230ZM237 219V220H236ZM244 219V220H243ZM195 220H197V218L195 217ZM204 220H205V222H204ZM227 220V223L225 222V221ZM104 221V222H103ZM213 221V222H212ZM218 221V222H217ZM228 221H229V223H228ZM236 223H235V222ZM238 221V222H237ZM243 221V222H242ZM118 223H117V225H116V227L117 226H120ZM123 224H125V222H123ZM203 224V225H204ZM210 224H208V226H207V228H205V229H207L208 230V228H211V227H209V225ZM243 224V226H241V225ZM244 224H246V225H244ZM103 225V226H102ZM205 225H204V227H205ZM93 226H94V228H93ZM211 226V225H210ZM246 226V227H245ZM122 227H124V225L122 226ZM245 227V228H244ZM85 229H84V231H86V230H88L89 229V227H88V229H87V226L86 227H84ZM109 228V229H108ZM213 229V231L210 229V230H208V232H207V230H205V232H207L206 233V235H208V236H212V235H214L216 232H215V229L214 228H212ZM245 229V230H244ZM211 231V232H210ZM102 232H104V233H102ZM111 232H113L111 235H115V233H116V231H111ZM98 233V234H97ZM100 233V234H99ZM102 233V234H101ZM106 233V234H105ZM214 233V234H213ZM103 234H104V236H107V237H105L104 238V236H103ZM102 235V236H101ZM216 235V234H215ZM97 236H96V238H97ZM219 236V235H218ZM101 237V238H100ZM97 238V239H98ZM108 238V239H107ZM218 238V237H217ZM106 239H107V241H106ZM100 242V243H101ZM239 242V241H238ZM240 242V243H241ZM101 243V244H102ZM102 244V245H103ZM238 244V243H237ZM258 249V250H257ZM261 249H263V250H261ZM262 252H261V251ZM259 251V252H258ZM258 252V253H257ZM224 253H222L221 254V256H222V258H221V256H220V258H221V260L222 259H229V256L227 257L225 254L223 255ZM112 256H113V258H115V256H114V254H111V256H108L107 257V263L109 262V264H116V259H113L112 258ZM226 256V257H225ZM112 258V259H111ZM260 258H261V261H258V260H260ZM115 260V261H114ZM223 262H227L228 263V261L227 260H222ZM222 261H221V263L220 264H223L222 263ZM111 262H113V263H111ZM239 264V263H238Z\"/></svg>",
    "mask_w": 264,
    "mask_h": 264
}]
</instances>
